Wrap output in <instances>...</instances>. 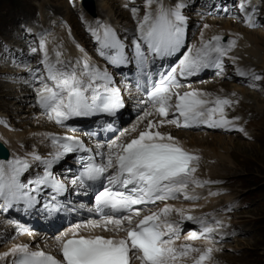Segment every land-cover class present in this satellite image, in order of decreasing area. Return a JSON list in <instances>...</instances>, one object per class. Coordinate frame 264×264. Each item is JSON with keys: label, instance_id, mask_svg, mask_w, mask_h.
I'll list each match as a JSON object with an SVG mask.
<instances>
[{"label": "snow or ice", "instance_id": "6c2138e0", "mask_svg": "<svg viewBox=\"0 0 264 264\" xmlns=\"http://www.w3.org/2000/svg\"><path fill=\"white\" fill-rule=\"evenodd\" d=\"M124 7L130 11L134 30L121 32L100 20L86 29L98 60L78 42L75 47L80 56L74 63L65 60L61 50H56L52 59L40 40L39 49L31 51L42 53V71L29 70L26 80L36 88L34 106L49 121L75 131L68 121L95 117L103 121V132L116 138L89 148L84 137L44 133L40 139L44 152L35 146L29 151L21 144L11 159H0V215L5 218L15 210L39 212L47 221L55 219L65 208L69 185L78 198L94 196V206L81 202L79 209L99 218L75 224L66 234L56 236L55 252L15 244L0 253V264H178L180 258L189 257L193 264H207L219 250L212 245L225 226L220 219L186 214L185 209L167 203L181 196L195 202L200 197L195 192L189 194V185L200 189L219 182L195 176L200 157L189 152L171 129L205 126L248 137L246 128L239 124L240 117L229 118L226 112L239 101L207 91H181L184 81L206 70L223 76L225 58L236 64L231 53L237 41L229 38L224 42L221 35L205 39L201 32L198 44L187 46L189 18L184 0H144L142 17L138 7ZM257 13L251 3L238 5L240 22L245 26L258 25ZM170 60L173 62L167 63ZM157 64L163 66L153 71ZM121 68L131 71L126 82L140 92L134 99L138 120L145 127L133 125L116 136L120 131L116 122L127 104V89L120 87L116 78ZM235 72L264 85V75L239 66ZM165 127L169 130L164 131ZM125 133L132 135L123 139ZM87 135L91 138L99 133L89 131ZM69 158L78 166L76 172H55V167ZM158 202L164 206L153 211ZM173 214L178 218L172 219ZM187 221L197 225L198 231L188 232L185 239H205L209 246L176 245ZM82 227L101 228L108 235H84ZM16 231L27 233L30 229L20 224Z\"/></svg>", "mask_w": 264, "mask_h": 264}, {"label": "rangeland", "instance_id": "374dc122", "mask_svg": "<svg viewBox=\"0 0 264 264\" xmlns=\"http://www.w3.org/2000/svg\"><path fill=\"white\" fill-rule=\"evenodd\" d=\"M104 1L105 0H0V39L3 38L6 42H9V40L13 42L14 38L16 40H21L23 37L22 34L25 33L24 38H26V40L32 39V42L36 44V48L39 49V42L40 40L44 41V36L46 34H53L56 29L62 28L68 34H71L73 36L72 30L76 28L80 31V34L75 37L77 42L84 46L86 49L88 48L89 51L87 50V52L90 53L93 57L94 53L92 49V43L89 41L87 32H83V28L81 26L86 25L87 28L89 24H94V21L100 20V15L98 14H103V11L102 9H100L101 7H99V4L100 2ZM115 1L117 3H115V5L112 4V8L108 5L106 6L110 8V11L113 12L115 19L117 20H115L114 18H108L103 14V22L108 23V21H110L111 24H124L123 26L126 25V27H134L135 24L130 17V11L126 10L124 5L127 4L130 7H138L140 9L139 15L142 17L144 0ZM256 1L260 2V4H262L264 8V0ZM65 5L69 15L60 12L63 10L62 8L66 9ZM89 5L93 6L94 12L96 14L95 16L89 13ZM121 11H124L126 13L125 16L120 19L116 18L115 14L118 15L121 13ZM184 11L185 15L192 17L189 8H185ZM201 13H203V11ZM86 15L91 17V21H84L83 18H86ZM212 17L221 19L222 21L233 20L238 25L244 26L243 23H240V19L238 17L223 18L211 15L204 16L203 19L191 18L190 24H195V26L192 25L191 27L192 37L194 39L189 41L186 40L187 46H191L197 43L199 33L201 32L200 29L203 23L206 19ZM260 18L261 20L264 19V14ZM36 27H41L43 36L29 39V37L26 36L27 28L31 29ZM253 29H255L256 31L259 30L258 32L264 34L263 29ZM19 32H21V34L17 37V34ZM224 39H227V36H225ZM48 41L50 42V40ZM60 42L61 41L56 38L55 41L52 42V46H55V43L60 44ZM60 46L62 47V45ZM17 47H26L27 50L29 49L28 44L23 42H18ZM0 48L2 50L1 45ZM23 51L25 50L22 49V52ZM16 52L17 51H15V53ZM65 52V55L68 57V59L74 63L75 59L73 58V56H71L70 53L68 54L70 50H65ZM8 53L9 54H7V59L3 57L0 58L1 124L2 126H4L5 124L10 125V127L6 128L13 129V124L19 123L30 127L32 130H35L37 128H33L32 126H30V122H32V119L35 118L34 114V118L31 119L30 117H27V119L26 117H21L23 115H29L30 111L28 109L30 108L32 111L39 113L36 107L33 105L32 97L34 95V92L36 91V88L32 89L33 86H30V84L26 82L25 70L26 68L28 69L35 63L39 62L41 59L38 60L39 57H34V55H42V53H40L39 51H37L36 54L29 52L30 54L27 57L26 64L23 65L24 68L21 67V65H18V63H11L10 61L12 58H16L15 62L18 58L15 56V54H12L10 52ZM18 54L20 55L19 52ZM41 55L39 56L41 57ZM246 60L248 61L247 58ZM258 64L260 63L258 62ZM227 66H230L228 68L227 74L228 77L230 76L229 78L231 85L235 84V87L245 86L247 91L254 92V94H257V96H251L250 101L246 102L245 105H247L248 108L241 107V109L237 111V113L229 115V118L237 116L242 117L244 115V117L246 118L244 127L249 134L248 137L244 136L243 134H239L236 131H232L229 133L226 131L220 132L218 130L214 131L210 129L203 132L214 136L222 135L220 137H224L223 139L228 141V144H226L225 146L227 147V155H229L231 159L230 162L226 161L224 165L218 164L213 169H211L210 172L208 171L210 170L209 166L207 167L204 164V162L206 161L204 154H200L199 157L201 158L197 165V173L199 174V176L209 177L208 180H211L213 182L214 180L219 181L218 183H214L213 185V187H215V190L211 189V187L208 188L209 186H205L203 188V192H216V189L222 191V193L220 194V198H216V201L219 204L215 207V210L217 211V208L222 202V199H224L226 196H229V198L231 199V203H229L228 205V209L230 208V211L225 214L226 222L224 223L225 226L222 228L223 232H219L218 236H215L218 239L221 236H224L222 240H217V242L214 243L216 246H219L218 252H220V255H222L220 256L219 261H215L212 264H264V85L254 83L251 80L243 82L239 79L237 80L233 78L235 77V75L230 63H228ZM254 70H260L259 74L264 75V66L254 67ZM218 78L223 79L224 75ZM201 83L202 82L194 84L196 86H200ZM23 86L27 88V91H29V97L22 94L23 91L20 90V87L23 88ZM123 88L127 89L124 93L125 98H128H126V100H133V96L129 98V95H127L130 91L129 86L125 84ZM225 97L232 99L231 96L228 95V93ZM237 105L238 104H235L233 107ZM255 105H257V107H255ZM252 107H254V109H252ZM258 107L259 110L257 109ZM247 112L250 113V116L247 115ZM140 114H142V112H139V115ZM43 118L50 123L52 129L55 130L56 133H65L63 130H61V128L54 127L51 121H49L45 116H43ZM136 119H138V111L131 114V117L120 127V131L117 132L116 136H118L119 133L124 132L125 129H130L129 127L127 128L128 124L134 123ZM239 122H241V120H239ZM178 130L191 132L187 129L182 128ZM127 137H129L128 133H125L123 138L127 139ZM208 142L209 141L205 140L203 141V144L211 145V143ZM31 146L34 147L35 145L31 144ZM31 146L28 145L29 151L32 150ZM231 146L236 147L231 148ZM17 150L18 149L16 148L15 151ZM226 169L228 170L226 171ZM227 201H229L228 198ZM226 208L227 206L221 207L220 211H217L218 215H220L219 213L223 214ZM229 231H232L231 233L238 232L240 233V235H234L235 237L227 235ZM12 235L13 234L11 232H6L5 234H3V236L6 237L3 239V241H7V238L12 239ZM17 238H20V235H17L13 240ZM2 244L4 243L0 241V246Z\"/></svg>", "mask_w": 264, "mask_h": 264}, {"label": "bare ground", "instance_id": "6f19581e", "mask_svg": "<svg viewBox=\"0 0 264 264\" xmlns=\"http://www.w3.org/2000/svg\"><path fill=\"white\" fill-rule=\"evenodd\" d=\"M166 1L168 2V0H166ZM115 3H117L115 0H105L104 2H100V4H99L100 6L99 5L98 6L101 7L100 9H102L103 14L106 17L115 19L113 12L110 11V8H109V7L112 8L113 7L112 4L115 5ZM106 5H108L109 7H107ZM65 8H66V5H65ZM62 9H61L62 11H60L61 13H63V14L65 13V14L69 15V13L67 12V8L66 9L62 8ZM125 14L126 13L124 11L123 12L121 11L120 14H118V15L115 14V15H116V18L120 19V18H123L125 16ZM115 20H117V19H115ZM205 24L208 25V28L204 27ZM36 30H40V29L38 28V29H35V31ZM200 31L204 33L205 39H209L213 35H221L223 37V40H224L225 36H227V39L233 38L237 41L236 47L233 49V51L231 53V55H234L237 58L236 64L234 65L231 61L228 60V62H230V64H232L235 68L237 66H239V67L251 70L253 72L259 73L260 70H254V67L264 66V34L261 32H258L259 30L256 31L255 29L250 28L248 26L238 25L233 20H223L222 21L221 19H216V18L212 17V18H208L205 20ZM72 32H73V36L71 34H68L66 31H64V29L59 28V29H56L53 34H49L47 36L48 40H50V43L55 41L56 38L61 40L62 48L59 50H62L63 55L65 56V58H64L65 60H69L68 57L65 55V53H66L65 50H70V52H68V54L70 53L71 56H73V58L75 60L77 58H79V56H80L79 50L75 47V44L77 43V42H75V40H76L75 37L80 34V31L78 29L74 28V30H72ZM201 32L199 33V37H198L196 44H198V42H199ZM31 34H32V32H31ZM224 42H226V41H224ZM46 48H47L50 55H52L57 50L54 48V46H52V44H51V49H53L52 51L49 50L47 45H46ZM261 51H262V53H261ZM93 57H94V55H93ZM246 58L248 59V61L246 60ZM94 59L98 60L95 57H94ZM225 59H227V58H225ZM258 62L260 64H258ZM101 66H102V64H101ZM229 77H228V74L226 73L224 75L223 79H219L218 77L217 78L213 77L212 80L205 79V80H201L198 82L184 83L185 88L183 87L181 89V91H191V90L195 89V90H200V91H207V92L212 93L213 95H221V96H226L228 93V95H230L232 99H235V101H239L238 105H240V106L237 105L233 108H228L229 111H228V109H226V112L228 113V116H229V115L237 113V111H239L241 109V107L248 108L247 105H245L246 102L250 101L251 96H257V94H254V92L247 91L245 86H241V87L236 86L235 87L234 86L235 84L231 85ZM233 78H232V80H233ZM210 81H212V82H210ZM199 82H202L200 86H196L194 84V83H199ZM124 83H127V82H125V81L122 82V84H124ZM201 87H204V88H201ZM23 89H26V90H23ZM20 90L23 91L22 92L23 95L29 97V91H27L26 87H24V86H23V88L20 87ZM132 91H133V89L130 88L131 95H132ZM251 94H253V95H251ZM127 95H129V94H127ZM130 103L131 104L136 103V100H132ZM255 107H257V105H255ZM252 109H254V107H252ZM257 109L259 110V107ZM28 110L30 111V114L29 115H23L21 117H23V118L26 117V119H27V117L28 118L30 117V119H31V118H34V115H35V118L32 119L33 121L31 120L32 122H30V126H32L33 128H37L35 130H32L30 127L25 126L24 124H19V123L13 124V129H11V128L7 129L6 127L2 126L1 121H0V141L3 142V144L9 149V153H10L9 157L6 159L12 158V152L15 151L16 148L18 149L17 151H20L21 149L19 146L21 144H23L24 147L27 148L28 150H29L28 145H30V146H31V144L35 145L38 152H44L45 148L43 145L40 144L41 135L44 133H52V134L62 135L60 133H56L55 130L52 129L50 123L46 119H44L41 114L36 113L35 111H32L31 108ZM127 110L131 111L132 106L128 105ZM253 113H254V110H253ZM127 114L124 117H126ZM140 115H143V113ZM247 115L250 116V113L247 112ZM124 117H123V119H124ZM248 119H249V117H248ZM240 120H241V122H239L240 126L244 127L245 121H246V118L244 117V115L242 117H240ZM133 125H136L137 127L141 128V129L143 127H145V123L139 121L138 119H136L134 121V123H129L127 128L129 127L131 129ZM163 130L168 131L169 129L167 127H165ZM171 131H172V134L180 141L181 144L184 145V147L188 151H190L191 153L198 155V156H200V154H202V155L204 154L205 160H206V161L204 160L205 161L204 164L207 167L209 166V169H210L208 171L211 172V169H213L218 164L224 165L226 161L230 162L231 159H230L229 155H227V152H226L227 147L225 146L226 144H228V141L224 140L223 139L224 137L223 138L220 137L222 135L219 136L217 134L218 136H214L211 134L203 133L204 131L202 133L201 132L200 133H191V132H187V131L178 130L175 127H173L171 129ZM64 132L67 133L66 131H64ZM120 134L121 133H119V135ZM239 134H242V133H239ZM130 135H132V133H128V136H130ZM114 138L115 137H113L111 139H114ZM128 138L129 137H127V139ZM205 140L209 141L211 143V145L210 144L204 145L203 141H205ZM4 141H8V143H4ZM93 142H94V140H93ZM46 143L49 144L48 141H46ZM233 144H234V142H233ZM37 147H39V148H37ZM235 147L231 146V148H235ZM32 148L33 147L31 146V149ZM227 170L228 169H226V171ZM208 174H209V172H208ZM195 176L201 180H208V178H209V177L199 176V174L197 172L195 173ZM203 188L194 189V186L189 185V189H188L189 194H192L193 192H195V194H197L200 197L195 202L185 201V200H183V197L181 196L179 199L170 200L167 203L173 207H176V208H183L186 210V212L191 211L195 215H208L209 218H211V216H215L216 218L223 220V214L219 213L220 215H218L217 211L215 210V207L219 204L216 201V197H214L215 195L214 196L209 195V193H210L209 191L203 192ZM163 206L164 205L160 203L159 208L163 207ZM86 221L87 220L82 221L80 223H76V224H83ZM192 225H194V224H192ZM72 226L73 225H70L66 228H61V229H58L55 231L42 232V233H38V234H21L20 238L13 240L16 237V235L19 234L16 231V227H15L14 223H11L8 218L1 217V215H0V241H2V243H4L0 246V253L8 251L9 248L14 246L15 244H21V243L29 244L30 247H32L34 250L36 248H39L40 250H44L46 252H55L56 236L66 234ZM97 231H102V229L101 228L100 229H96V228L95 229H86L83 227L80 229L81 234H84V235H86V234L98 235ZM6 232H11L13 235H12V239L7 238V241L5 240L6 241L5 242V241H3V239L6 237H4L3 234H5ZM102 233L103 234H101V235H108V233H104L103 231H102ZM187 234H188V232L185 233L184 235H181V237L178 240H176L177 246L185 244V243H188L192 247H195V248H205V247L209 246L208 241L205 239L186 240L185 237L187 236ZM215 239H216V241L221 240L220 238L218 239L216 237H215ZM212 246L215 249H219V246H216L215 244H213ZM221 255H220V252L214 251L212 253L211 260L209 262H207V264H212L215 261L216 262L219 261ZM178 264H193V262H192L190 257L189 258H180L178 261Z\"/></svg>", "mask_w": 264, "mask_h": 264}, {"label": "water", "instance_id": "95a60500", "mask_svg": "<svg viewBox=\"0 0 264 264\" xmlns=\"http://www.w3.org/2000/svg\"><path fill=\"white\" fill-rule=\"evenodd\" d=\"M7 156H8L7 149L4 147L2 143H0V157L6 158Z\"/></svg>", "mask_w": 264, "mask_h": 264}]
</instances>
